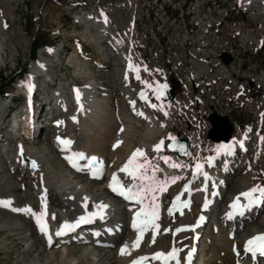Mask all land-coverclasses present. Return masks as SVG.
Returning <instances> with one entry per match:
<instances>
[{"label": "bare ground", "instance_id": "bare-ground-1", "mask_svg": "<svg viewBox=\"0 0 264 264\" xmlns=\"http://www.w3.org/2000/svg\"><path fill=\"white\" fill-rule=\"evenodd\" d=\"M234 1L244 9L264 11V0ZM93 26H98V28H94L95 30L89 33L88 41L94 43L97 53L101 57L99 66L108 67L112 62V56L118 53V51L113 50L115 40L109 36L110 27L108 23L95 19ZM4 29L5 22L0 17V34ZM4 41H0V61L3 60V53L6 49L3 44ZM51 50L44 48L39 52V60L31 65L30 74L19 85L20 90L25 91L29 98L33 111V127L30 129L27 126L19 131L15 138L19 140L16 145H12V143L9 145L1 144L3 139L0 135V146H2L0 152V200L10 199L13 207H30L32 210L41 211L42 205L38 196H41V193L44 195L46 189V194L50 193L51 195V199L46 201V205L55 239L52 245L47 247L36 230V224L33 223L31 215L25 212L14 214L10 210L0 207V238H2V242H9L11 248L23 253L22 264H127L128 261L141 254L165 249L169 246L171 239L169 233L164 232V228L167 224L170 226L177 224L182 221L181 218L169 217L166 225L160 226V232L155 237L154 243L152 237L147 235L139 246L133 249L132 245L136 240V234L124 225V220L128 215L126 208L120 202H112L105 186L88 180L82 172L70 170L67 161L64 160L54 143L56 135L71 138L77 148L86 150L88 154H96L104 164L105 169L110 171L121 167L137 148L143 149L146 157L149 156L158 139V133L161 131L158 123L153 122L145 113L148 130L142 138V142L137 145L135 142L137 134L133 128L135 121L128 116L122 118L115 111L113 112L110 104L113 93L107 96L103 95V98L96 94V80L89 77L91 69L87 61L77 63L79 66L75 73L80 83H73L70 89L66 86L60 91V84L65 80L66 75L54 73L52 74L54 81L49 82L48 85L43 83L42 88L45 91L42 92L41 85L36 83L35 78L38 74L48 71L50 60L47 59L46 54L57 53V49ZM119 56L124 63L128 64L125 56L122 54ZM73 60L74 58L70 57L62 65H71ZM127 74L130 76L128 69ZM29 85H32L31 91L28 89ZM145 88L146 86L140 87L137 94ZM76 90H79L80 93L79 101L76 97ZM134 90L130 87L126 92L131 93ZM35 92H42L43 94L48 92L47 103L39 114L34 105L37 96H34ZM81 106L83 110H81ZM7 107V103L0 100V112L2 113L0 127L3 126V121L6 118L4 114ZM73 117L78 122H73ZM58 121H63V124L58 126ZM16 123L15 121L12 122L9 131L13 130L15 127L13 124ZM121 128H123L122 132L120 131ZM227 133H229V127L225 122L213 123V129L210 132L212 138L220 139L225 137ZM117 141H122V143L114 149L113 145ZM21 147L23 148V157L20 155ZM170 157L169 165L171 166L176 162L177 156L171 154ZM144 158L138 157L136 161L142 162ZM31 161L36 162L37 167L35 169L32 168ZM234 164L235 172H241L239 177L237 176L239 179L231 181L230 172L220 174V178L226 184L217 205L207 211L208 219L200 229L193 264H234L235 259L230 251L231 243L240 237L244 238L253 233L264 231V211H260L243 228H235L233 239L228 238V232L225 231L226 226L220 221L218 223L213 221L217 213H223L220 211V207L224 205V202L234 195L244 192L247 188L258 185L256 182L257 170H242V166ZM144 168L146 169L145 175L149 178L144 180L146 184L151 183L150 178L153 176L159 180L167 170L145 164ZM20 170L30 173L32 178L38 181L37 191L32 192L31 200H27V196L18 195L20 189L15 183V175ZM179 184L177 183L176 186ZM85 198H87L86 201ZM99 204L107 205V208L112 211V215L106 220L111 229H114V225L123 227L122 231L113 237L105 236L109 244L107 247L93 246L91 242L80 240L71 241V236H64L63 232L59 230L62 223L72 222L79 215L88 216L90 212L100 210L96 207ZM197 212L198 203L194 202L189 211L185 213L188 222L193 223L195 221ZM53 215L54 219L52 218ZM57 232L61 234L57 235ZM185 242H189V239L187 238ZM124 245H127L126 252H130V255L121 254V248Z\"/></svg>", "mask_w": 264, "mask_h": 264}, {"label": "rangeland", "instance_id": "rangeland-1", "mask_svg": "<svg viewBox=\"0 0 264 264\" xmlns=\"http://www.w3.org/2000/svg\"><path fill=\"white\" fill-rule=\"evenodd\" d=\"M142 1L119 0L118 4L121 5L122 9L118 11L119 13L123 12V20L113 19L115 20L113 24L114 33L128 45L130 53L137 59L141 56L150 59L154 64L167 65V57L159 54L150 45L141 41L140 38H145V31L137 26L131 12L123 11V9H131L132 7L142 8ZM168 2L163 0L162 3L164 6H168ZM171 2L172 6L170 7L177 9V13H180L178 20L191 23L192 28H197L196 34H198L199 38H204V41L211 42L213 45L232 44L233 46L234 43L238 42V39L240 40V45H248L249 33L255 35L264 26L263 10L244 9L241 5L235 3L234 0H171ZM101 8L102 4L98 0H84V5L81 9V20L74 24L70 16L72 9H70L65 0H0V17L6 25L4 31L0 34V41L5 40L3 44L6 48L3 53V60L0 61V100L6 102L8 106L5 110L4 115L6 118L3 121V126L0 127V135L5 139L1 144L9 145L12 143V145H16L19 142L16 139H12V141L6 139L9 133L6 127L11 129L9 126L14 121L18 125L24 124H22L25 115L23 111L25 110L27 97L20 90L19 85L30 74L31 65L39 60V52L44 48L57 49V53L46 54L47 59L50 60L48 71L38 74L35 78L36 83L41 85V88L44 86L43 83L48 85L54 81L52 74L59 73V75H66L65 80L60 84L59 90H63L66 86L70 89L73 83H80L75 73L79 66L77 63L87 61L91 69L89 77L91 79L95 78L96 83L102 84L101 86L103 87V89L99 90L101 94H98V96L103 98L113 92L117 57L124 63L121 56H119L121 53L118 51L116 55L112 56L110 66L103 68L99 66L101 57L98 55L94 43L88 41L89 33L93 32L94 28H98V26H93V22L95 19L99 20L98 12ZM114 12H116L115 9L111 13L114 14ZM89 17L92 18L90 19ZM108 31L110 33V28ZM35 45L36 53L35 56H32V50ZM260 46L261 40H250V48L245 50L233 46V51L238 54L253 55L264 59V47L258 50H251V48ZM211 52L214 53L213 51ZM70 57L74 58L72 64L63 66L62 64L66 63ZM124 58L126 60L128 57L125 55ZM126 73L127 70L125 75ZM49 75L51 76L48 77ZM127 79H125V82L127 81L128 88L136 89L146 86L142 84L137 87L132 84L130 76H127ZM92 82L94 83V81ZM43 91H45L44 88H42ZM42 92L34 93V96H38L39 93V96L35 97L34 103L38 114L43 110L45 103H47L48 92L46 94ZM116 98L117 101L121 102L120 95L117 94ZM110 104L113 112L117 111L114 95ZM119 111L120 114L116 113L118 116L122 118L128 116L124 106L121 105ZM187 111V108H183V116L177 111L170 122L158 124L161 130L158 133V137L164 136L168 143L170 141V139H167L169 136L176 138L179 133H182L183 129L189 128V126H186L188 124H185L183 120ZM1 114L0 112V116ZM249 114L251 115V121L244 124L246 130H252L256 120L260 118L259 112H250ZM133 124L137 134L135 142L139 145L148 128L145 122ZM161 124L164 127H161ZM23 128L24 126L21 127V129ZM1 148L2 146H0V152ZM142 162L145 165L152 166L156 163L154 156L151 154L146 159L144 158ZM250 164L252 169L257 170V184L264 186V155L252 153ZM240 174L241 172L231 175V181L236 180ZM15 179V183L20 189L18 195L21 197L27 196L26 199L31 200L32 192L37 191L38 181L32 178L30 173L22 172L21 170L16 173ZM42 195L43 193H41ZM46 199L48 201L51 199L50 193L46 194ZM262 211H264V206ZM22 258L23 253L20 250L11 248L9 242H2V238H0V264H22Z\"/></svg>", "mask_w": 264, "mask_h": 264}, {"label": "built area", "instance_id": "built-area-1", "mask_svg": "<svg viewBox=\"0 0 264 264\" xmlns=\"http://www.w3.org/2000/svg\"><path fill=\"white\" fill-rule=\"evenodd\" d=\"M162 2L143 0L142 8L123 11H130L137 26L145 31V38H140L141 41L167 57V65L154 64L141 56L139 59L146 61L145 76L149 81L171 74L178 79L182 94L176 102L188 109L186 117L200 127L203 134L198 139L204 141L209 126L206 117L211 112L227 116L230 121L237 110L248 114L259 112L261 117L264 59L238 54L233 51V46L246 50L250 48V40H261L262 44L264 31L260 29L255 35L249 33L248 45H240L239 39L233 46L213 45L199 38L197 28H192L191 23L179 21L177 9L167 10ZM115 20H123V12L118 13ZM220 50L230 52L228 63L219 58L217 51Z\"/></svg>", "mask_w": 264, "mask_h": 264}, {"label": "snow or ice", "instance_id": "snow-or-ice-1", "mask_svg": "<svg viewBox=\"0 0 264 264\" xmlns=\"http://www.w3.org/2000/svg\"><path fill=\"white\" fill-rule=\"evenodd\" d=\"M103 15V13H102ZM105 22H107V18L105 17ZM6 26V25H5ZM119 42V41H118ZM262 44H264V41H262ZM49 51H52L51 49H49ZM128 71H134L136 73V79H140L139 76V66L138 65H134L131 61V57H128ZM43 67V65H41ZM145 71H147V69H144ZM125 79H127V73L125 75ZM147 83V82H145ZM167 85H159L157 84L155 87L152 88V92L153 94L156 96V99H160L162 94H163V90H166ZM29 91L32 90V85L28 86ZM140 98L144 99L146 102L147 98H146V94L144 92H141L140 94ZM76 97L77 100L79 101L80 98V93L79 90H76ZM133 104L134 106V102H130ZM150 107L157 109V110H161L163 111V108H158V106L156 104H150ZM81 110L82 106H81ZM140 115H143V113H140ZM165 115H167V112H165ZM73 122H78L76 120L75 117L72 118ZM58 126L63 124V121H58L57 122ZM161 127H164L163 124H161ZM120 131H123V128L120 129ZM164 139L165 138H161V140L153 145V151L154 152H159L163 149V145H164ZM167 139H174L173 137L169 136ZM57 142L58 144L62 145L65 147V149H70V145L72 144V141L66 138H61V137H57ZM122 143V141H117L115 145H113V148L115 149L116 147H118L120 144ZM240 146L242 147L243 144L242 142H240ZM171 147V146H169ZM217 153L219 154L220 152H225L227 154H231L232 151V146H219L216 149ZM20 155L21 157H23V148H20ZM138 157H145L146 159V153L144 152L143 149H135L132 153V155L129 157V159L125 162L124 165L121 166V168L119 169L120 172H124L126 173L128 176H130L133 180L136 179H140V180H145V179H149L146 175V169L144 168V164H140V163H135V161L137 160ZM67 159H69V162L71 164V166L73 168H76L78 171L82 170V168L78 167V165L76 163L73 162V158L77 159V160H87L88 161V165L87 167L90 168V170H92V175L93 178H98L99 175L102 174V170L100 168V165L102 164V161L96 157V156H92V157H87L84 153H73L72 157H66ZM163 159L165 160V162H168V157H163ZM214 159V157H210L208 158V163L209 166H211L212 164V160ZM31 166L32 168H36L37 164L35 161H31ZM171 167H183L182 165H177V164H172ZM144 171H141V170ZM203 169V165L199 162H197L194 165V170H193V176H197V175H203L204 179L207 181L208 179H210L208 177V174L202 171ZM151 183L148 184L146 187L145 186H141L139 189H137L136 191H133L132 187H129L127 189L123 188V185L120 184V182L117 179V175L114 173L113 177H112V183H110L109 187L111 188L112 191L114 192H118L119 195L123 196L126 200L129 201H135L137 204H144V201L146 199L149 198V196L151 197V202L149 204V206L147 208H141L139 211H137L134 214L133 217V222H132V227L134 230H136L139 235L137 236L136 240L133 242V249L137 248L141 242V238L144 234V232L149 229L150 227L154 230L153 231V236H152V242H155V235L157 234V232L155 230L159 229V224L156 223V221L159 218V204L156 203L158 197L156 195V193L159 192H163L167 190V187L169 186L170 183H175L176 180L180 179V177H172L170 180H165V181H159L155 178V176L151 177ZM115 185H119L120 190H118L117 187H114ZM206 191V187L204 189H201ZM184 191H190L189 189V185H185L184 186ZM44 195L41 196V205H42V209L39 212H35L33 211L30 207L28 208H13L12 207V201L10 199L8 200H0V207H4V208H11L12 211L15 212H25L29 215H31L36 223V226L38 228V231L42 234H44L45 236H48V227H47V205H46V189L44 190ZM258 194V195H257ZM181 195H183V193L178 194L172 204L170 205V207L168 208V212L171 215L173 213V209H177L180 211V214L183 215V211L182 209H178L177 208V201L181 200ZM259 197H264V186L261 185H254L252 188L248 189L247 191L244 192H240L236 197H234L233 202L229 205L230 211L228 213H226V217L231 220L233 219L236 215H243L244 214V210L246 207H250L252 204L258 203ZM87 200V198H85V201ZM243 201H247V204L243 203ZM86 206V204H85ZM96 207L98 209H100L101 211H103L104 209H106L108 206L104 205V204H99L96 205ZM208 207V200L207 198L205 199V203L203 205L204 209H207ZM182 208H190V201H183L182 202ZM96 215H99V213H97ZM53 219L55 218L54 215L52 217ZM86 217H81L79 219L80 223H83L86 221ZM204 217L201 216L198 218L197 223L195 225L192 226H183L180 228L175 229V233H179V232H183V231H195V229L197 227H199L200 223L203 221ZM74 227L73 225H69V224H65L63 226V228L65 230L70 229ZM165 233L171 231L170 229H165L164 230ZM61 234L60 232H57V235ZM49 239H51V237H48ZM127 249V245L122 246L121 248V254H129L130 252H126ZM183 248H176L175 246L172 247V249L167 252H158L154 254L153 258H161L163 257L165 260V264H167L168 260H172V261H176L177 264H180V261L182 259H187L188 264H191V260H192V256L195 252V248L191 247L189 248V250L186 253V257H181L179 254L183 251ZM233 251L236 253L237 256H240L241 253L240 251L234 246L233 247ZM244 252L249 253L251 258H255L257 255L259 256H264V233L258 234L256 236L251 237L249 240H247L245 242L244 245ZM147 257H138L136 260H134L132 262V264H142V262L144 260H146Z\"/></svg>", "mask_w": 264, "mask_h": 264}, {"label": "water", "instance_id": "water-1", "mask_svg": "<svg viewBox=\"0 0 264 264\" xmlns=\"http://www.w3.org/2000/svg\"><path fill=\"white\" fill-rule=\"evenodd\" d=\"M221 57L226 62L229 60V56L226 53H222ZM170 81H171V86L170 87L167 86L166 90H163L162 99H164V100H167V99L173 97L174 89H176L178 87V82L175 78L171 77ZM210 121L212 123L219 122V121L226 122V118L225 117H218L216 114L212 113L210 116ZM227 134L223 138L226 141L228 140ZM170 148L172 150L179 152L180 154H183L186 151V140H185V138L182 135H180L179 138L176 141H174L173 144H171Z\"/></svg>", "mask_w": 264, "mask_h": 264}, {"label": "trees", "instance_id": "trees-1", "mask_svg": "<svg viewBox=\"0 0 264 264\" xmlns=\"http://www.w3.org/2000/svg\"><path fill=\"white\" fill-rule=\"evenodd\" d=\"M36 51V45L33 47V50H32V56H35V52Z\"/></svg>", "mask_w": 264, "mask_h": 264}]
</instances>
